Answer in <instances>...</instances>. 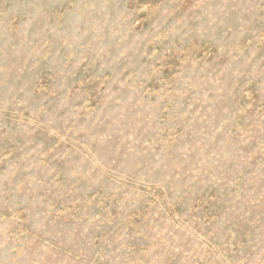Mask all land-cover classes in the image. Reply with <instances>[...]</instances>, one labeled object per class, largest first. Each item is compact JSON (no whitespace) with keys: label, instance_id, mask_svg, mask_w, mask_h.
Wrapping results in <instances>:
<instances>
[{"label":"rangeland","instance_id":"374dc122","mask_svg":"<svg viewBox=\"0 0 264 264\" xmlns=\"http://www.w3.org/2000/svg\"><path fill=\"white\" fill-rule=\"evenodd\" d=\"M0 264H264V0H0Z\"/></svg>","mask_w":264,"mask_h":264}]
</instances>
